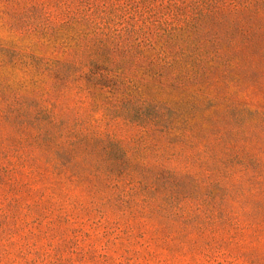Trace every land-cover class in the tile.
I'll return each mask as SVG.
<instances>
[{
	"label": "clouds",
	"instance_id": "obj_1",
	"mask_svg": "<svg viewBox=\"0 0 264 264\" xmlns=\"http://www.w3.org/2000/svg\"><path fill=\"white\" fill-rule=\"evenodd\" d=\"M132 7L0 0V264H63L12 222L9 189L38 173L57 206L151 219L207 264H264V83L233 119L236 89L192 87L170 61L149 68Z\"/></svg>",
	"mask_w": 264,
	"mask_h": 264
},
{
	"label": "rangeland",
	"instance_id": "obj_2",
	"mask_svg": "<svg viewBox=\"0 0 264 264\" xmlns=\"http://www.w3.org/2000/svg\"><path fill=\"white\" fill-rule=\"evenodd\" d=\"M173 1L172 6L169 0H158L155 5L168 6L179 13L180 18L173 17L169 22L183 27L184 31L191 32L189 27L193 24L196 31L185 35L196 43L197 54L205 59L201 77L189 85L203 89L219 86L236 89L244 98L235 107L233 119H247L249 109L245 105L261 94L260 85L264 83V0ZM196 7L211 12L200 16ZM2 173L3 160L0 159V184L4 183ZM43 182L44 179L37 175L31 181L32 188L27 184L10 188L13 202L8 207L10 211L15 209L12 222L20 224L17 231L29 232L24 239L43 242L42 248L52 249L56 245L53 255L63 256V264H129L133 260L135 264H207L199 249L189 247L184 251L181 246L168 243L165 235L157 236L151 219L131 214L115 219V212L101 214L99 209L78 212L57 206L53 203L55 192L48 197L47 191L37 187ZM17 196L20 201L16 200ZM2 197L0 191V203ZM3 223L0 218V225ZM69 236L71 239L66 240ZM58 237L62 244L58 243ZM161 239L165 242L159 243ZM129 251L132 256L127 255ZM3 259L0 238V261ZM19 259L20 254H17ZM8 264H17V261L9 260ZM25 264H36V261Z\"/></svg>",
	"mask_w": 264,
	"mask_h": 264
},
{
	"label": "trees",
	"instance_id": "obj_3",
	"mask_svg": "<svg viewBox=\"0 0 264 264\" xmlns=\"http://www.w3.org/2000/svg\"><path fill=\"white\" fill-rule=\"evenodd\" d=\"M156 1L158 0H125L126 3L133 6L131 9L124 10L128 14L126 23L130 25V30L140 40V45L143 46L141 51L147 50L146 54L150 61L149 68H159V61H170L166 67L180 73L187 69L189 77L187 83H193L201 77L205 62V59L197 54L196 43L187 39L185 35L196 31L195 27L190 24L191 32H187L183 30V27L169 22L173 17L180 18L181 15L168 6H156ZM88 2H93V0H88ZM172 4L174 1L169 0V5L172 6ZM219 9L218 11H220ZM195 10L204 17L211 12L206 8L205 11L198 7ZM100 70V66H97L96 71ZM37 175L43 178L39 173ZM133 233H135L134 228Z\"/></svg>",
	"mask_w": 264,
	"mask_h": 264
}]
</instances>
